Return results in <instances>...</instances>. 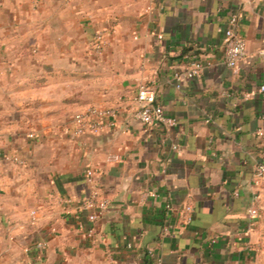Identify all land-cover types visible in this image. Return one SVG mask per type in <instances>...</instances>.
Here are the masks:
<instances>
[{
  "label": "crops",
  "instance_id": "0c3cea01",
  "mask_svg": "<svg viewBox=\"0 0 264 264\" xmlns=\"http://www.w3.org/2000/svg\"><path fill=\"white\" fill-rule=\"evenodd\" d=\"M141 84L175 126L131 117ZM262 86L264 0H0V264H264ZM93 104L115 125L76 135ZM94 188L110 205L92 222L78 202Z\"/></svg>",
  "mask_w": 264,
  "mask_h": 264
},
{
  "label": "built area",
  "instance_id": "2783aa9c",
  "mask_svg": "<svg viewBox=\"0 0 264 264\" xmlns=\"http://www.w3.org/2000/svg\"><path fill=\"white\" fill-rule=\"evenodd\" d=\"M239 22V15L232 14L229 18V26L225 30L224 35V49L225 60L227 65L232 68H238L241 60L246 55L247 41L239 33L236 26ZM106 31L98 30L94 34L93 47L96 51H102L105 43ZM204 68V64L201 61H195L191 68L187 71L189 78L196 77L201 74ZM177 79H181L180 74H176ZM264 91V86L261 87ZM116 110L109 107L99 106L96 104L89 105L84 109L79 110L73 116L72 123L74 133L79 136L83 135H96L99 134L107 126H114ZM131 117L134 120L142 122L149 126H162L164 128H170L177 124V119L174 116L168 114L165 106L158 100V93L156 88L151 84H141L135 94V106L131 111ZM259 136L264 135V130H258ZM177 150L179 149L176 147ZM95 176V170H87V178L89 181H93ZM264 176V163L257 166L255 172L254 182H257ZM238 194V192H236ZM259 195L254 194L252 196L251 204L248 212L252 218H256L260 214ZM68 201H72L68 198ZM81 211L87 212L88 219L92 222L96 221L99 216L104 214L110 205V200L97 188H94L88 195L83 197L78 202ZM195 208L192 204L184 205L179 215L185 224H189L193 220ZM36 212H33L35 215ZM93 232L92 230L90 231ZM170 233V226H165L164 234ZM129 246H131L129 244ZM158 264H161L158 262Z\"/></svg>",
  "mask_w": 264,
  "mask_h": 264
}]
</instances>
